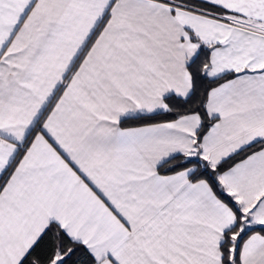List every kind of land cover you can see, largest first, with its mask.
Returning <instances> with one entry per match:
<instances>
[{"label":"snow or ice","instance_id":"snow-or-ice-1","mask_svg":"<svg viewBox=\"0 0 264 264\" xmlns=\"http://www.w3.org/2000/svg\"><path fill=\"white\" fill-rule=\"evenodd\" d=\"M0 264H264V0H0Z\"/></svg>","mask_w":264,"mask_h":264}]
</instances>
